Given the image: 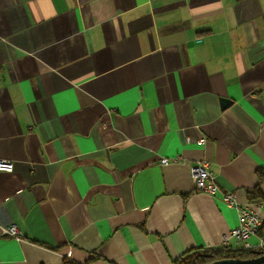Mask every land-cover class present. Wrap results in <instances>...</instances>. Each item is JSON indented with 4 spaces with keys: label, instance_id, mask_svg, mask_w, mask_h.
<instances>
[{
    "label": "crops",
    "instance_id": "crops-1",
    "mask_svg": "<svg viewBox=\"0 0 264 264\" xmlns=\"http://www.w3.org/2000/svg\"><path fill=\"white\" fill-rule=\"evenodd\" d=\"M202 158L215 195L193 187ZM0 160V225L23 235H0V264L243 249L220 242L238 223L222 194L264 218L247 201L264 193V0H0Z\"/></svg>",
    "mask_w": 264,
    "mask_h": 264
},
{
    "label": "built area",
    "instance_id": "built-area-1",
    "mask_svg": "<svg viewBox=\"0 0 264 264\" xmlns=\"http://www.w3.org/2000/svg\"><path fill=\"white\" fill-rule=\"evenodd\" d=\"M169 159L163 158L160 160L162 164L168 163ZM0 171L12 172L13 163L10 161L0 160ZM191 177L193 187L198 192H203L210 195H215L218 191V185L210 169V162L207 159H199L191 166ZM223 201L237 210L238 223L231 229L228 235L224 236L220 242L222 246L227 244L229 238H233L242 242L243 249H253L248 242V238L252 235H257L258 229L261 226L262 219L258 211L249 204L240 205L236 196L232 192L222 194ZM0 235L13 237L22 241V233L16 223L10 222L0 225ZM259 249L264 251V238L259 237Z\"/></svg>",
    "mask_w": 264,
    "mask_h": 264
},
{
    "label": "trees",
    "instance_id": "trees-1",
    "mask_svg": "<svg viewBox=\"0 0 264 264\" xmlns=\"http://www.w3.org/2000/svg\"><path fill=\"white\" fill-rule=\"evenodd\" d=\"M260 178H264V174L258 171ZM248 203L261 202L264 204V193L259 189V186H255L251 191L247 192ZM264 229V218L262 219L261 226L258 229L257 235L261 236L262 230ZM263 238V237H262ZM261 249H241L235 251H225V250H206L202 252H195L183 256L174 261V264H206L214 260L223 258H240L247 259L256 257L259 255ZM61 264H81L73 260L63 258ZM264 264V263H262Z\"/></svg>",
    "mask_w": 264,
    "mask_h": 264
},
{
    "label": "water",
    "instance_id": "water-1",
    "mask_svg": "<svg viewBox=\"0 0 264 264\" xmlns=\"http://www.w3.org/2000/svg\"><path fill=\"white\" fill-rule=\"evenodd\" d=\"M220 106L221 108H226L231 104V99L227 97H220ZM264 263V251H259V255L252 258L240 259V258H223L214 260L206 264H262Z\"/></svg>",
    "mask_w": 264,
    "mask_h": 264
}]
</instances>
